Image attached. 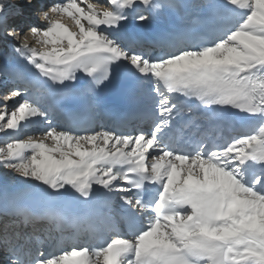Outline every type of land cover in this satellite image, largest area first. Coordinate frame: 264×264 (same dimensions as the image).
<instances>
[{
	"label": "snow or ice",
	"instance_id": "1",
	"mask_svg": "<svg viewBox=\"0 0 264 264\" xmlns=\"http://www.w3.org/2000/svg\"><path fill=\"white\" fill-rule=\"evenodd\" d=\"M38 12L39 48L9 33L25 10L0 0V34L35 70L0 93L11 264H264V0Z\"/></svg>",
	"mask_w": 264,
	"mask_h": 264
},
{
	"label": "bare ground",
	"instance_id": "2",
	"mask_svg": "<svg viewBox=\"0 0 264 264\" xmlns=\"http://www.w3.org/2000/svg\"><path fill=\"white\" fill-rule=\"evenodd\" d=\"M14 1H24V0H14ZM56 2H62V0H48V1H43L42 5H44L45 7L52 5L53 3ZM90 2L92 3H98V0H90ZM17 4V3H16ZM27 7V6H26ZM25 6H23L22 8L25 10V15L22 18L10 21L11 24L15 25L16 27L20 28L21 31H26L27 30V24L28 23H32V24H40L41 22L39 20L36 19H32V14H29V11L31 8L33 7H28V10ZM39 8L36 7L35 10H32V12H36L38 13ZM68 21V20H67ZM62 22L68 23L65 20H62ZM16 40L10 38H0V71H2V74H0V93H2L4 91V89L6 87L9 86L10 83H12V79H11V73L12 72H16V70H13V65L12 63H19V68L26 70V71H31L34 72L35 70L31 68L30 65H28L26 63L25 60H23L22 58H20L17 54H15L12 51V48L14 45H16ZM7 46V47H6ZM37 48H39V46H37ZM6 65V66H5ZM13 103V101L9 102V105L11 106V104ZM39 132V128L38 127H33V128H29L25 130V136L23 138H26L27 135H35L36 133ZM4 139V135L2 133H0V142H2ZM0 171H2V169H0ZM5 223V221H3ZM1 256V254H0ZM0 262H2V259H0Z\"/></svg>",
	"mask_w": 264,
	"mask_h": 264
},
{
	"label": "clouds",
	"instance_id": "3",
	"mask_svg": "<svg viewBox=\"0 0 264 264\" xmlns=\"http://www.w3.org/2000/svg\"><path fill=\"white\" fill-rule=\"evenodd\" d=\"M28 2H31V0H28ZM44 11L48 12V17L50 19H63L66 22H68L67 18H63L58 16L57 14L52 13L50 9H45ZM37 16L39 19H43V15L41 12H38ZM9 33L12 34L17 40H19L21 44H28L33 47H37V46L41 47V45L38 43L37 37H35L30 30H26L23 35H20L18 33V30H14V29H9Z\"/></svg>",
	"mask_w": 264,
	"mask_h": 264
},
{
	"label": "rangeland",
	"instance_id": "4",
	"mask_svg": "<svg viewBox=\"0 0 264 264\" xmlns=\"http://www.w3.org/2000/svg\"><path fill=\"white\" fill-rule=\"evenodd\" d=\"M37 0H33V8H32V10H35V8L37 7V5L39 6V4H36V3H38V2H36ZM42 1H48V0H42ZM14 3H17V4H19L21 7H23V6H27L26 8H27V10H28V7L30 6V5H28L27 3H26V0H24V1H14ZM30 7H32V6H30ZM39 8V7H38ZM32 10L30 9V11H29V14H32L31 16H32V19H36V20H39L38 19V16H37V13L36 12H32ZM2 36H5V35H2ZM9 38V37H8Z\"/></svg>",
	"mask_w": 264,
	"mask_h": 264
}]
</instances>
